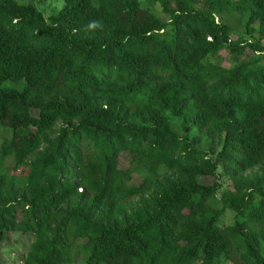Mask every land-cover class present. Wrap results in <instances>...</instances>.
Wrapping results in <instances>:
<instances>
[{
	"label": "trees",
	"instance_id": "obj_1",
	"mask_svg": "<svg viewBox=\"0 0 264 264\" xmlns=\"http://www.w3.org/2000/svg\"><path fill=\"white\" fill-rule=\"evenodd\" d=\"M33 1L0 0V252L264 264V0Z\"/></svg>",
	"mask_w": 264,
	"mask_h": 264
},
{
	"label": "rangeland",
	"instance_id": "obj_2",
	"mask_svg": "<svg viewBox=\"0 0 264 264\" xmlns=\"http://www.w3.org/2000/svg\"><path fill=\"white\" fill-rule=\"evenodd\" d=\"M19 3H26L30 0H17ZM35 7L42 12L45 18H48V16L57 13L61 7L62 2L61 0H34L33 1ZM229 24L233 28V37L239 34H241V31L238 28V21L237 16L231 15L228 19ZM221 59L222 64L224 66H228V55L226 53H221ZM129 162V156L127 154H123L120 157V167L125 168L128 165ZM6 165H12V160L7 159ZM138 180L134 182L135 185L138 184ZM231 221V215L229 216L226 214V216L222 220V225H226L230 223ZM15 241V243H14ZM11 246L5 249H1V260L4 264H16L18 259L27 251V244L23 241V239L18 236L17 234H14L11 236ZM77 264H85L83 260H81Z\"/></svg>",
	"mask_w": 264,
	"mask_h": 264
},
{
	"label": "clouds",
	"instance_id": "obj_3",
	"mask_svg": "<svg viewBox=\"0 0 264 264\" xmlns=\"http://www.w3.org/2000/svg\"><path fill=\"white\" fill-rule=\"evenodd\" d=\"M99 25H98V23L97 22H93V23H90L87 27L88 28H96V27H98Z\"/></svg>",
	"mask_w": 264,
	"mask_h": 264
}]
</instances>
